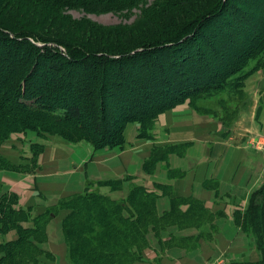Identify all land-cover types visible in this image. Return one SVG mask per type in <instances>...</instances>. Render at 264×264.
<instances>
[{"label": "trees", "instance_id": "trees-1", "mask_svg": "<svg viewBox=\"0 0 264 264\" xmlns=\"http://www.w3.org/2000/svg\"><path fill=\"white\" fill-rule=\"evenodd\" d=\"M56 1L62 4V0ZM224 1L208 10L197 21L176 27L171 33L164 32L165 35L160 34L159 37L129 50L103 49L95 52L83 46L79 47L69 40L45 39L29 31L10 30L0 26V32L8 39L6 41L22 45L26 52L37 51L39 55L47 53L50 58L57 55L62 58V50H65L66 57L68 54V58L72 60L73 52L77 51L82 55L78 56L81 58L77 59V62L87 68L101 67L102 61H114L113 63H129L137 70L130 73L128 66L121 70L119 76L120 78L123 76L121 79L127 84L126 87L116 88L122 89L118 97L126 100L122 108L126 109L124 113L127 114L120 119L116 136L101 139L94 132L79 127L78 119L75 118L83 111L82 104L80 105L82 101L79 98L82 97L85 89L79 84L83 82L84 76L75 78L78 73L67 72L70 77L67 75L68 78L64 81L60 77L54 93L50 94L45 88L46 82L43 76L37 77L41 85L36 84L34 79V82L31 78L23 79L25 75L17 77L12 74L14 71H11L13 69L11 66H14V59L5 63L0 61L2 67L0 69V143L10 133L32 130L41 135L58 134L69 141L85 138L100 148L121 146L123 130L127 123H139L142 129L140 134H144L145 129L151 126L159 113L185 101L199 112L216 116L228 127L233 122L236 112L244 104L242 79L236 82L232 77L241 75L244 67L255 56L264 55V8L262 14H258L261 16L254 15V9L259 4H264V0H234L231 8L227 7L230 5ZM63 2V5L74 4L73 6L98 12H120L138 7L139 4L144 3V0H64ZM224 12L227 13L228 18L223 15ZM210 23L214 31L206 35L203 28ZM225 24H230V29L233 27L229 34L226 33ZM197 38H200V41H197ZM41 50L43 52H39ZM23 57L18 60L30 65L28 56ZM95 59L101 60V63L94 61ZM262 61L264 62L260 60ZM37 64V60L33 61L30 69L35 70ZM52 66L57 70L62 67L57 62ZM6 72L10 77H2ZM63 72L64 69L62 77ZM120 78L118 83L121 81ZM75 82L78 84L75 85ZM120 85L122 84L118 86ZM228 87H231V91L235 89L239 93L241 104L237 103L235 110L227 107V100L220 99L219 107L222 113L217 115L192 101L207 90L223 91ZM129 88L133 90L132 93L124 95L121 93L125 89L131 92ZM31 90H34L32 93L35 96H32ZM116 91L115 89L112 93L113 96ZM93 94V108L99 106L100 111L103 110V102L107 100V95L105 92H101L100 97L98 93ZM54 102L68 109L57 107ZM144 107L149 109L145 111ZM74 113L76 115H72ZM0 161L6 163L2 159ZM263 191L264 189L253 194L246 210L237 218L244 231L254 236L260 263H264V203L257 200ZM91 192L87 190L81 195L61 200L57 207L33 218V225L25 228L19 223L30 219L29 212L14 208L16 204L14 196L7 200L4 198V201L8 202L0 204V223L6 228L13 227L18 231V236L13 241L11 254L7 251L0 255V264L34 262L40 253V248L34 241L39 243L44 241L46 224L59 208L68 210L63 222V233L71 264H135L140 260L141 252L147 245L148 228L153 227L157 221L154 196L135 187L130 191L125 202H117Z\"/></svg>", "mask_w": 264, "mask_h": 264}, {"label": "crops", "instance_id": "crops-1", "mask_svg": "<svg viewBox=\"0 0 264 264\" xmlns=\"http://www.w3.org/2000/svg\"><path fill=\"white\" fill-rule=\"evenodd\" d=\"M141 131L139 123H127L121 146L104 147L92 156L86 142L73 144L32 130L11 133L0 144V159L6 162L0 161V204L14 196V208L30 216L20 224L31 227L33 218L87 188L125 202L139 187L154 196L157 221L148 228L147 245L135 264L259 261L254 238L242 231L237 218L250 193L264 182V151L247 142L264 135V69L244 82V104L228 127L185 101L159 113ZM153 149L159 156L155 160ZM104 180L111 182L96 183ZM67 215L59 208L46 224L38 264H69L62 258Z\"/></svg>", "mask_w": 264, "mask_h": 264}, {"label": "rangeland", "instance_id": "rangeland-1", "mask_svg": "<svg viewBox=\"0 0 264 264\" xmlns=\"http://www.w3.org/2000/svg\"><path fill=\"white\" fill-rule=\"evenodd\" d=\"M63 1L64 0H62L61 4L56 0H0V26L8 28L10 30L15 29L18 31H29L32 34H39L45 39L69 40L79 47L83 46L86 47L87 50L95 52L103 49L129 50L131 48H134L135 46L140 45L141 43L148 42L156 37H159L160 34H164V32L171 33L175 30L176 27L187 25L194 20L197 21L198 18L202 17L208 10L215 8L218 4L220 5V3L224 0H144V3L139 4L138 7L120 12H98L78 6H73L74 4L70 6L63 5ZM225 1L227 2V5H230L227 7L231 8V3L234 2V0ZM263 6L264 4L262 3L259 4L256 9L253 8L255 16H261L258 14H262V10L264 8ZM251 7H253V5ZM223 15L227 18L229 17L225 12L223 13ZM230 24H225L227 26V34H229L233 30V27L232 29H230ZM203 30L207 35L209 32L214 31V27L210 23L209 25H206ZM227 34L224 35L225 38H227ZM9 37L12 38L13 36L9 35ZM6 40H8L7 37H4L3 33L0 32V61L2 63H5L7 60L14 59V66H11V68H13L11 71H14L12 74L17 75V77L25 75L27 77L25 78L24 76L23 79L31 78L32 82H34V79L36 80V82H34L36 84L41 85V82L39 81V79L37 80V77L43 76L46 82L44 83L45 88L50 94L54 93V89L57 86L58 79L60 77L62 81L67 80V72L74 74L78 73L75 78L84 76L83 82L79 84L83 87V89H85L82 97L79 98L82 101L80 105L82 104L83 111L81 112V115L79 114L75 116V118L78 119L79 122V124L77 123V125L79 127H82V129L84 128L85 130L88 129L89 131L94 132L101 139H103V137H105V139H108L110 137L116 136L117 128H119V126L117 127V125L120 122V119L123 118L125 114H127L124 113L126 109L122 108V104H125L126 100L119 99L118 97L120 91H122V86L126 87L127 82L125 83V80L121 79L123 78V76L120 78L119 74H121V70L126 68V66H128L127 68L129 69L130 73H134L135 71H137L132 68V65H129V63L120 64L118 62L113 63L114 61H102L103 64L101 67L90 66L87 68V66L83 65L82 63L79 64L77 62V59L81 58L78 56H82L77 51L73 52L74 56L71 57L72 60L68 58V54L66 57V53H64L65 50H62V58L56 53L55 55L57 56L50 58V56H47V53L45 55H39L37 51L26 52L25 48L22 45L11 43ZM196 40L200 41V38H197ZM6 52L8 53L6 54ZM39 52L43 51L41 50ZM49 52L51 53V51ZM21 56H24L23 58L28 56V59H30L31 61L30 65L33 64V61L37 60L38 64L35 70H33V68L30 69V65L27 62H24L23 60L19 61L18 58H20ZM4 59L5 61H2ZM260 60H264L263 54L261 56H255L254 59H251L244 67L241 75L237 74L236 76L232 77V79H235L236 82L237 80L242 79L241 90L243 93L244 82L246 81L248 76L258 69H264V62H260ZM94 61H98V63H101V60L99 59H95ZM54 62L60 63L62 67L58 68V70L55 69L52 66ZM0 69H2V67H0ZM63 69L64 76L62 77L61 75ZM9 75L10 74L7 75L6 72L2 75V77H7ZM68 76L70 77V75ZM235 77H238L239 79H236ZM119 78L121 81L118 83ZM76 84L78 83L75 82V85ZM119 84L122 85L118 86ZM102 86L104 87V90H102ZM116 87L121 88L117 89ZM115 89L117 91L113 96L112 93ZM129 90L131 89L129 88ZM132 91L133 90H131L130 92L125 89L121 93H123L124 95L132 93ZM32 92H34V90L30 91V93ZM101 92H105V95H107V100L103 102V110L100 111L99 106L98 108L97 106L93 108L92 104L94 102L93 93H98L97 95L100 97ZM32 96H35V94L32 93ZM220 99L227 100V107L231 110H235L234 107L237 106V103L241 104L239 93H237L235 89L231 91V87H228L223 91L207 90L205 93L202 92L200 95H197V99H192V101H194V103L199 106H204V108L212 110L217 115H221L222 111L219 107ZM51 103H53V101H51ZM54 103L57 107H63H61L56 102ZM144 108L145 111L149 109V107H147V109L146 107ZM63 109H66V107H63ZM52 112L56 113V111L53 110ZM62 114H64L63 110ZM72 115L76 114L74 113ZM14 133L20 132H13V134ZM10 135L11 133L6 136L4 141L7 140ZM76 136L77 135H74V137ZM253 136L254 137L251 140L246 138L247 142H249L248 144H250L251 146L254 145L259 150L264 151V135L258 134ZM4 141H2L0 144H2ZM68 142L73 144L81 142L89 143L91 146V148L88 149L90 151V156H92L97 150L102 149L100 147L94 146L91 141L85 138L74 139L72 141L68 140ZM38 155L39 153L35 155L33 169L37 167L36 158L38 157ZM151 155L154 160L159 157L157 153H155V149H153ZM31 157L32 155L30 156V158ZM107 182L110 183L111 181L104 180L103 182L97 181L96 183L102 186L107 184ZM263 189L264 182L258 187L257 190H255L253 193H250L247 206L249 204V201L252 199L253 194L256 192H260ZM87 190L89 192L92 191L91 193L98 194V191L95 189L87 188L84 192H86ZM83 193L78 192L77 194L81 195ZM73 196H76V194ZM257 201L262 204L264 203V191L262 192L261 196H259ZM20 226H22V228H25V226L21 224ZM5 228L6 227H3L0 223V235L4 236L3 239H5L0 243V255H2L3 252H10V250L13 248V241L15 240H13V238L15 236H18V231H16L13 227H8L6 229ZM241 229L243 232H245L243 228ZM251 236L254 238L253 235ZM45 240L46 235L44 241ZM44 241L40 243L34 241V243L38 244V246H42V244L45 243ZM22 246L24 247V244H22ZM42 251L43 250L40 248V253L36 256L35 261L31 264H38V257L42 254ZM48 254L46 255L48 256ZM62 258H66L67 262L71 264V262L69 261L68 248L65 240L62 249ZM206 264L219 263L217 261H213L207 262ZM242 264L264 263L256 261L252 263Z\"/></svg>", "mask_w": 264, "mask_h": 264}]
</instances>
